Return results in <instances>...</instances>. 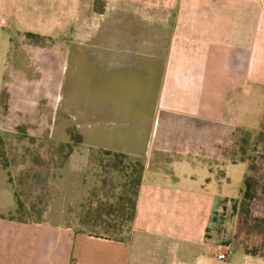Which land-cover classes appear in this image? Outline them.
Masks as SVG:
<instances>
[{"label": "crops", "instance_id": "crops-1", "mask_svg": "<svg viewBox=\"0 0 264 264\" xmlns=\"http://www.w3.org/2000/svg\"><path fill=\"white\" fill-rule=\"evenodd\" d=\"M18 1L0 3V151L71 144L54 196L90 195L77 187L93 151L143 170L114 238L62 201L43 221L17 219L9 174L24 162L0 161V264H264V0ZM63 9L75 12L48 14ZM246 179L254 252L238 241Z\"/></svg>", "mask_w": 264, "mask_h": 264}, {"label": "trees", "instance_id": "trees-1", "mask_svg": "<svg viewBox=\"0 0 264 264\" xmlns=\"http://www.w3.org/2000/svg\"><path fill=\"white\" fill-rule=\"evenodd\" d=\"M57 151L54 152L48 149L47 158L35 157L31 163L40 166L44 172V178L41 183V191L43 196H36L31 198L32 194L28 188L31 184L37 186V182L33 181L28 184L14 179L9 174V181L14 190L15 199V215L20 221L40 222L44 220L43 214L50 206L55 208L60 201L67 204L70 211L76 212L75 209L79 208V215L76 216L81 225L86 224L84 217L91 207L95 204V218L90 219L93 222L102 221V215L107 218L111 215L118 213L125 216L124 220L129 223L132 221L135 212L136 200L138 195L139 186L141 183V176L143 165L140 159L129 156L123 153H115L110 151L98 150L90 153L88 158V175L84 178L83 186L77 187L89 196H54L55 193V180L58 164L65 165L68 157L72 151L71 144H60L57 146ZM51 151V152H50ZM0 161H5L3 152L0 151ZM40 161V162H37ZM6 165V163L4 162ZM26 177H28L26 175ZM28 188V191L24 190ZM23 188V189H22ZM254 188L253 181L245 180L244 192L240 203L239 222L248 216V199L252 195ZM109 189V190H108ZM118 189V196H99L101 193L105 194L107 191ZM22 196H25L23 199ZM114 199L115 207L102 202V199ZM29 204V205H27ZM126 210L128 211L126 213ZM53 220H59V216H52ZM84 221V222H83ZM92 222V223H93ZM104 223V221H102ZM264 221L262 220L261 223ZM246 252H254V249L244 247Z\"/></svg>", "mask_w": 264, "mask_h": 264}, {"label": "rangeland", "instance_id": "rangeland-1", "mask_svg": "<svg viewBox=\"0 0 264 264\" xmlns=\"http://www.w3.org/2000/svg\"><path fill=\"white\" fill-rule=\"evenodd\" d=\"M13 1L14 0H0V3L3 2L2 5H6L8 2H13ZM15 1H18V0H15ZM26 1L25 0L18 1V2H16V5L21 4L22 6L29 8V7H27ZM29 1L31 3L34 2V0H29ZM163 2L166 4V0H164ZM102 3H103L102 0H96L95 1V3H94L95 11H100V9H101L100 7H101ZM160 3H162V2H160ZM70 12L74 13L75 10H69V9L48 10V14L55 13L54 16H56V17H58V16L69 17L71 15ZM77 12L80 16H84V15L86 16L87 13H89V14L91 13V10L88 11L86 9H79ZM162 12H164V13L167 12V9H163V10L160 9V14L164 15V14H162ZM91 15H93V14H91ZM94 15L98 16L97 14H94ZM47 146H48L47 143L43 144L42 142L40 143V142L33 140V139L28 140V141L25 140V142H22L21 140L14 139L10 142H6V144H3V146L1 147L2 148L1 152H3V157L9 163V165L13 167V170H14L15 166H18V168H19V165H20L19 163L24 162L23 169H20L19 171H15V173H14L15 182L21 181V182H24V184H28V183H31L33 181H36L37 186L34 184H31L28 187V188H30L29 190H31L33 188L38 190L36 192H39V190H41L40 188H41V183H42L43 178H44V172L40 167H38L37 165H34V163H31V161L35 157H38L37 160H39V158L40 159L44 158L45 154L44 153H38V152L40 149L42 150V148H45V147L47 148ZM21 147L29 149V154H25L24 158H21V153H20L21 150L19 152L17 151ZM13 149H14V151H13ZM51 149H53V147H51ZM48 155L49 154L46 153L45 157L47 158ZM28 161H30V163ZM37 162H40V161H37ZM26 175L28 177H26ZM24 188H25L24 189L25 191L26 190L28 191V188H26V187H24ZM118 192H119V190L116 189V190L112 191V193L110 191H107L105 194L101 193V195L102 196H112V195L118 196ZM29 193L32 194V196H30L31 198L36 197V196H34V195H36V193L35 192L33 193L32 190ZM22 198L24 199L25 196H22ZM102 202H104L108 205L109 204L113 205L115 207L116 201L114 199L104 198V199H102ZM27 205H29V204H27ZM95 209H96V205L94 204L87 214L88 217L87 218H86V216L84 217L86 224H84V225L80 224L81 228H84L87 231H90L94 234L101 235V236H108V237H114V238H123V237L127 236L128 231H129V227H128L129 222L124 220L125 216H122V215H119L118 213H116V214L111 215L107 218L106 216L102 215L101 220L104 221V223L102 221H99V220L93 222L90 219L95 218ZM78 210L80 212L79 208L75 209V211H78ZM127 212L128 211L126 210V213ZM246 234H247V220L243 219L239 225L238 241L242 244L243 247L251 248V247H253V245H252L253 243H252V241L247 240Z\"/></svg>", "mask_w": 264, "mask_h": 264}, {"label": "built area", "instance_id": "built-area-1", "mask_svg": "<svg viewBox=\"0 0 264 264\" xmlns=\"http://www.w3.org/2000/svg\"><path fill=\"white\" fill-rule=\"evenodd\" d=\"M217 259L219 260H225L226 256L223 252H219L217 255H216Z\"/></svg>", "mask_w": 264, "mask_h": 264}]
</instances>
